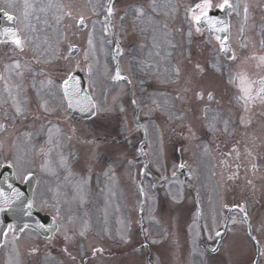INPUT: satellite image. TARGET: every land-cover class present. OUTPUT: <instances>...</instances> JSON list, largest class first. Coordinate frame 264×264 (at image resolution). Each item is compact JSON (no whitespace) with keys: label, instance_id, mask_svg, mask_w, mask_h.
Here are the masks:
<instances>
[{"label":"rangeland","instance_id":"374dc122","mask_svg":"<svg viewBox=\"0 0 264 264\" xmlns=\"http://www.w3.org/2000/svg\"><path fill=\"white\" fill-rule=\"evenodd\" d=\"M60 1L62 2V12L56 21L58 23V18L60 19L58 25L60 28L59 32L64 33V39L62 49L63 57L60 53L59 63L55 62L57 59L54 60L56 56L54 46H57L59 38L57 24H53L52 27L47 28L50 24L47 18L44 17L45 13L41 1L0 0V8L12 9L17 12L20 17L21 30L25 31L27 41L42 46H52L51 65H53L56 73L53 72L51 75L54 79H64L69 72L72 73L75 70H80L84 73L86 66L88 68L91 66L88 87L95 101V105L100 108H107L104 111L105 115L107 112H113L114 109L119 111V102L123 96L120 99L118 88L112 89L109 84L110 62L108 61V54L110 45L107 41L109 37L106 39V35L103 32L105 28H102V24L104 23H102V16L100 15L103 12L99 11L101 0ZM174 1H176V13H178H175L176 26L170 29L174 37L168 38L164 30L162 33L161 31L159 32L165 38L163 40L164 44H166L165 47H167V53L169 55L175 54L176 60L181 64H179L181 69L185 63L183 60H199L202 58L206 62L203 67L207 69V72L200 79L194 77L189 79L188 76H185L189 72L185 66L181 71L184 74L183 81L187 82L192 79L198 81L201 84V88L213 92L214 99L210 101L206 97L207 101L204 98L202 101L196 102L195 90L184 94L177 89L176 85L173 94L175 93L177 97L180 96L182 98H177L175 101V109H172L170 100L168 104L159 95V99L155 96L153 97V90L151 88L153 87L152 83L154 80L152 78H150L151 81L145 80L142 82L141 78L143 74L141 71L144 69L145 63L141 44L144 43L145 38H136L139 31H134L132 22L134 21L135 27L137 25H142V27L146 25L152 31L156 32L158 31L157 27L162 25L165 27L167 25L163 23L164 21L171 20L168 12L164 15L162 8L165 7L168 9L171 7L175 10V6H171V3H174ZM157 2L160 4L159 6H155L156 11L152 12L150 7L152 0H117L116 5H114L115 3L113 4V8L116 10V12L114 10V15H112L114 17L113 30L125 42V48L134 57L133 59L140 63L138 65V71L135 64H129V68L133 77L132 83L134 84V93L132 96L144 111L143 118L142 116L140 118L145 124L144 132L146 139L143 150L147 157V171H152L157 178H160L159 173L166 172V174H171L179 164L186 166L189 170V176L185 182L187 185L192 186L196 193L199 194V222H196L197 210L193 202L194 195H191L190 192L180 185L181 175L174 182L166 184V186L168 184L169 186L165 188L162 195L157 196V200L156 196L148 190L150 188L149 183L146 180H142L147 198L142 204V206L144 205V215L141 213V216L138 217V208L142 202V198L140 203L138 201L137 204L129 198L131 188L128 178L130 174H135L142 167L143 159L141 156L135 157V150L141 138L137 137L138 132L135 131L133 110L130 107L128 112L122 109L126 113L129 132V140L127 142L120 144L117 141L119 117H116V121L113 118V122L110 124L104 113L102 114L103 111L97 112L96 118L90 126L88 122L78 123L80 125V132L78 133L77 140L68 146L67 143L70 144V142L64 141L63 159L66 158L71 161H76V164L74 162V172H77L75 177L78 179L77 182L80 185V189H82V186L85 187L86 184L83 172L87 168L83 166L85 161L83 154L85 150L81 149V147L83 143L91 142L94 145L91 149L93 154H90L93 158H90V160L94 159L93 161H95V164L90 163L91 173L92 170H95L94 173H96L98 170L102 171L104 168H107L112 172L110 182H112V177H115L116 183L113 186L100 184L96 185V188L98 191L102 189L109 190L111 195L112 191L120 192L121 204H126L125 206L128 207L132 225L131 232H127V238H129L127 248L130 250L137 246L139 252L133 250L132 253H128L124 258L113 257L112 264H154L155 258L156 264H252L254 251L250 252L251 242L246 237L242 219L236 214L231 215L227 237L215 255L203 253L197 248L194 249V245L197 247L200 227L204 230V232L202 231V239L205 244L214 246V236L221 228L226 206H231L237 202L248 212L249 220L254 230L253 236L261 243L263 249L260 264H264V135H262L264 122L259 123V119L264 120V101L258 100L255 105H251L249 102L245 104V101L241 99H239V102L238 97L242 93H240L236 84L229 83L228 73L226 72L229 89L225 84L224 78L221 76L224 75L225 71H216L217 75L210 73V71L215 70L212 65L218 64L221 69H224L225 65H228V70L231 72H246L249 80L252 78H264V64L259 60V57L264 56V0H230L233 4L231 20L234 26L232 47L237 59L229 63H224L223 57L220 55L216 45L208 44L206 37L202 39L195 35L189 37L187 32L181 30L185 24H188L185 22V10L188 5L186 1L157 0ZM26 4L31 7L26 9ZM140 6H143L146 11V16L144 17H137L134 11V9ZM245 6L248 9L247 14L245 13ZM159 7L161 8L158 10L157 8ZM25 11L28 12L27 18H25ZM66 13H71V16L66 15ZM152 13L158 16V18H153L151 16ZM81 16L84 17L86 23L83 31L76 28V23ZM122 17L124 21L121 24ZM132 17L133 19L131 21ZM126 18L128 20L127 22H125ZM52 20L53 18L51 17ZM130 26L132 28L129 30ZM125 28H128V30ZM39 35L40 38L37 39ZM161 37L158 36L157 38L161 40ZM89 38L92 40V47H89ZM133 44L137 46L134 47ZM69 45L77 46L79 52L76 57L65 59L64 57L68 54ZM132 47L135 50H132ZM86 53L87 59H85ZM252 57H255V59H252ZM177 61L175 62L176 65H178ZM189 66L191 67V64ZM132 67L134 69L133 73ZM137 73L139 76L136 75ZM172 78L173 76L170 75L169 79L172 80ZM166 85H169L168 81L164 77H161L159 83L160 88H158L162 90ZM201 88H198V90ZM19 91L22 92V88H19ZM156 102L159 105V119L157 121L153 120V115L155 116V114L152 112V106ZM125 106L128 110V106L126 104ZM192 107H195L194 112H196V118L189 120L188 117L190 114L188 113L186 116L185 112L190 108L192 109ZM32 110L38 111V108L33 107ZM173 110L175 111L173 112ZM173 115L176 120H179L177 121L179 124L186 123L190 127L192 126L191 122L196 123L194 124V129L197 132L194 133L195 135L192 138L190 137V140L180 138V134L177 132L174 133L179 136H171V128L175 124H178L173 122ZM213 116L216 117L214 129L210 127L213 123ZM233 117L234 121H232ZM247 120L252 123V126L256 124V127L255 132L251 134L244 132L242 134L248 135L243 143V136L241 135L242 132L239 126L243 124V121L246 122ZM225 121H227V124H225ZM73 122L76 124L78 120ZM230 123H233L235 132L231 138H229L228 131V125ZM108 126L109 129H112V133H108L110 131L108 130ZM261 128L262 134L259 131ZM89 130L91 131V135H87L89 134ZM7 132L10 133L11 130ZM63 132L65 134V127L63 128ZM172 139H174L173 144H180L183 148L180 158L171 155L170 157L167 156L168 149L171 150V147H169L171 143L168 141ZM231 143H236V145L241 146L240 148L233 147L234 149L232 150ZM175 148L180 147L175 146ZM156 155L159 158H156ZM95 156L99 157L95 159ZM130 162H136L137 166L129 170ZM80 164L81 167H79ZM32 169H34V166L30 170ZM80 174H82L81 177ZM125 174L127 177L126 183L125 181L123 182ZM135 179L137 180L138 178L135 177ZM134 185L136 187V184ZM117 188L120 190H117ZM75 193L78 194L76 197L81 196V191L77 190ZM42 197L41 190H38L35 203ZM111 198L109 203L113 202V204H116V195L113 194ZM158 202L162 206L160 209L156 205ZM154 206L155 208H153ZM120 212L122 213L119 207L117 210H112V235L116 238H119L122 234V215ZM155 219L159 220V223L155 224ZM140 222L143 223V231L145 230L142 237ZM160 224L163 226H160ZM184 224L185 226H183ZM167 225L169 229L165 227ZM171 226L172 229L175 228L174 235L171 233ZM181 228L184 230L186 236L182 235L183 232H178V229ZM67 232L69 234L72 233L71 236L69 235L71 237L70 244H73L74 248L72 251L76 254L79 248H75L74 241L80 230L73 235V227H69ZM161 232L165 234L164 242L158 240V237L164 236ZM166 235L169 236L167 237ZM21 236L28 238L31 234L27 232ZM186 237L189 242L185 239ZM8 238V243L12 242V237L8 236ZM182 238L185 240L183 241ZM231 242H233L234 257L231 255ZM144 244L147 245V250L142 247ZM12 245H15V243H12ZM8 246H5L6 249L0 251V264H3V259H5L6 264H39V260H36L35 263L31 260L32 257L37 256L34 254L27 256L25 262H22L20 254L16 252L8 253ZM26 248H33L32 250L38 251V240L30 242V245H26L25 250ZM135 252H138V255H135ZM197 255L203 257V262L198 259ZM65 262L66 264H73L68 260H65Z\"/></svg>","mask_w":264,"mask_h":264},{"label":"snow or ice","instance_id":"6c2138e0","mask_svg":"<svg viewBox=\"0 0 264 264\" xmlns=\"http://www.w3.org/2000/svg\"><path fill=\"white\" fill-rule=\"evenodd\" d=\"M31 7L30 5L26 4L25 8H29ZM151 7V11L155 12L156 11V7H155V0H152V4L150 5ZM213 8H217V9H222V10H232L233 9V4L230 2V0H222V3L220 4H214V0H200V2L195 3L193 7L187 9V19L189 20L190 23H194L196 26V32H201V28L203 25H207L210 33H227V26L225 27H217L218 24H225L224 21H218L215 18H213L210 15V12L213 10ZM113 6H112V0H108V7L106 9V20L110 19L111 16L113 15ZM134 11L136 12L137 17H144L146 16V11L144 9L143 6H140L136 9H134ZM247 6H245V13L247 14ZM0 14L4 15L7 20L9 21H15V17L8 14V12L4 11L3 9H0ZM66 15L71 16V13H66ZM28 16V12L25 11V18H27ZM122 20L124 19L123 17L121 18ZM58 22H59V18H58ZM77 26L78 27H83L85 26V20L84 17L81 16L79 18V20L77 21ZM165 27H167V25H165ZM2 35L8 36L10 38V42L13 43L16 48H18L20 51L24 50V46H25V42L24 40H22L20 38L19 33L17 32V30L15 28H5L3 30ZM192 35V29L191 27L188 30V36L191 37ZM228 36L224 35H216V40L219 42V47H220V52L224 53L226 56L227 60H236L237 57L236 55L232 52L230 46L227 43L228 40ZM5 42V41H0V43ZM89 47H92V40L91 38H89ZM174 47V45H173ZM78 49L76 48L75 45H69L68 48V55L65 56V59H70L71 55L76 52ZM34 51H38L40 56H44L45 55V51H41L39 48L35 49ZM117 51L120 52L121 50L119 49V47L117 48ZM85 59H87V53L85 54ZM252 59H255V57H252ZM259 60L262 64H264V56L259 57ZM37 63L40 62L39 58H37L36 60ZM45 62H50V61H45ZM15 67L18 69L20 68V63L19 61L15 62ZM212 67L215 69V71L217 72H221V71H225L228 73V77H229V83H233V84H237V86L239 87L240 92L242 93L241 96L238 97V99H242L245 101V104H247L250 101H254L256 99H259L261 101H264V78H261L259 81H250L248 78V75L246 72H242V71H237V72H231L229 71V66L225 65L224 69H221L218 64H214L212 65ZM193 71L196 75L202 74L204 72V68L201 67V65L199 63H196L193 66ZM89 72H91V66H89ZM22 74V73H21ZM172 74H173V78L175 80H179L180 79V75H181V70L179 67H174L172 69ZM113 80H127L126 76H122L121 75V71L119 68V65L117 64L116 66V71H115V75L112 77ZM74 76L69 72L66 75V78H64L63 80V95L65 97H70L73 94V90H75L78 87L79 82L75 81ZM48 83L51 84L52 80L49 79ZM130 83V81H129ZM188 87L185 88V91H189V90H193L195 88H198L199 86V82L195 81L194 79L189 80L186 82ZM253 83H258L259 84V88L256 90L255 96H253V89H252V84ZM205 94H207L208 99L211 101L214 99V95L212 91H207L206 89H199V90H195L194 91V95L196 97V99L198 100H203ZM178 99H181L182 97L178 96ZM89 99L90 98H86ZM133 103H135V101H133ZM14 104H15V111L17 114H22V108L19 105L18 102H15V98H14ZM91 108L92 110L95 112H102L105 111L104 108H100L97 105H95L94 103H91ZM69 107H71V103H69ZM247 110V109H246ZM45 111H48V109L45 107ZM207 111V110H206ZM216 120V117L213 116L212 121L213 123L210 125L211 128L214 129V122ZM225 124H227V121H225ZM6 131V127L4 124H0V132ZM189 131H191V129H189ZM8 167H11V165L9 164ZM42 169H47L48 167V163L45 162V164H43ZM181 167H183V165H181ZM255 167V166H254ZM173 175H175V173H173ZM32 176L31 172H28L23 179L27 180ZM251 183V182H249ZM9 187L11 188L12 186L9 185ZM13 194L15 196H19V192L18 190L13 189ZM0 197H4L2 203H0V212H6L9 210H12V204L13 201L7 197H5L4 193L2 191H0ZM239 210L241 212H244V218L245 221H247V213L244 211V207L243 206H238ZM24 215L31 217L33 215V210H34V204L29 201L27 202L26 205H24L21 209H20ZM57 212H59V209H57ZM53 219L55 220V217H53ZM36 228L37 229H43L44 225L42 223H40V221H36L35 222ZM10 228H12V226H9ZM25 228L28 227V225L26 224L24 226ZM81 235H83V232H81ZM217 236L220 235L219 232L216 233ZM66 240H70L71 237L69 236H65ZM253 239H255L253 237ZM155 242V241H154ZM65 251H67V249H65ZM102 251V249H94L93 252L94 254L96 252Z\"/></svg>","mask_w":264,"mask_h":264},{"label":"flooded vegetation","instance_id":"af4514ba","mask_svg":"<svg viewBox=\"0 0 264 264\" xmlns=\"http://www.w3.org/2000/svg\"><path fill=\"white\" fill-rule=\"evenodd\" d=\"M0 105H2V106H4L5 105V103L4 102H2V100L0 99ZM20 124L22 123V122H19Z\"/></svg>","mask_w":264,"mask_h":264}]
</instances>
